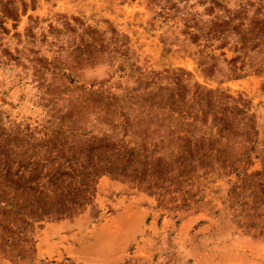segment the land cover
I'll return each mask as SVG.
<instances>
[{"label":"rangeland","instance_id":"374dc122","mask_svg":"<svg viewBox=\"0 0 264 264\" xmlns=\"http://www.w3.org/2000/svg\"><path fill=\"white\" fill-rule=\"evenodd\" d=\"M0 264H264V0H0Z\"/></svg>","mask_w":264,"mask_h":264}]
</instances>
